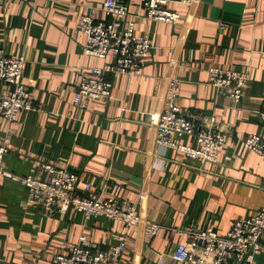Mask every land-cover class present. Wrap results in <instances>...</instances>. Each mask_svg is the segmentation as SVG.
Returning a JSON list of instances; mask_svg holds the SVG:
<instances>
[{"label":"crops","instance_id":"obj_1","mask_svg":"<svg viewBox=\"0 0 264 264\" xmlns=\"http://www.w3.org/2000/svg\"><path fill=\"white\" fill-rule=\"evenodd\" d=\"M134 33L145 36L150 52L135 74L115 73L111 98L75 105L77 78L99 59L84 51L82 15L108 20L102 0H3L0 48L25 58L22 81L32 107L14 122L0 115V144L6 171L46 178L43 162L67 167L78 176L76 189H105L132 201L141 216L160 228L149 238L142 225L126 230L119 264H176L171 254L193 231L225 234L235 220L264 206V158L245 148L244 138L264 139V0H169L178 23L144 16L140 0H125ZM222 24V26H221ZM246 71L239 103L208 83V68ZM179 79L177 104L188 113L217 119L227 142L216 162H200L155 142L154 118L165 106L168 81ZM8 87L0 82V96ZM182 143H194L183 135ZM123 222L86 217L74 209L46 213L27 200V189L0 176V264H52L80 236L108 247ZM263 247L251 264H264Z\"/></svg>","mask_w":264,"mask_h":264},{"label":"built area","instance_id":"obj_2","mask_svg":"<svg viewBox=\"0 0 264 264\" xmlns=\"http://www.w3.org/2000/svg\"><path fill=\"white\" fill-rule=\"evenodd\" d=\"M168 1L140 0L142 13L152 20L178 23L181 15L166 6ZM178 1L185 4L193 2ZM2 2L0 0V4ZM101 9L109 16L108 20L85 14L78 20L77 27L86 35V54L99 59L111 56V60L89 67L85 74L77 78L73 94L75 105L83 106L90 100L111 98L113 82L108 76L139 72L150 52L148 39L134 33V21L125 0H102ZM24 64L23 55L10 54L0 48V82L8 87L0 96V115L10 122L16 120L19 111L32 107L31 94L22 81ZM207 71L208 83L217 92L234 103L241 101L249 80L248 72L217 66H210ZM179 82L177 78L168 81L165 106L152 122L156 130L155 142L200 162H216L220 146L227 142V135L214 115L182 110L177 104ZM260 116L264 120V110L260 111ZM183 135L194 136V143H182L178 138ZM243 144L246 149L264 158V139L260 135L248 134ZM6 152L7 146L0 144V176L19 181L27 189L28 202L41 204L44 212L65 214L74 209L86 217L104 216L124 224V231L118 235L115 244L101 247L80 236L66 253L55 254L52 264H119L127 248L126 230L142 225L149 238L157 234L159 224L143 218L134 202L116 198L105 189H91L89 183L80 192L76 189L78 176L75 172L49 162L41 165L47 172L44 179L32 174H13L3 166ZM263 234L264 206L247 218L233 221L223 235L211 229L191 232L187 240L177 244L170 257L176 264H251L254 254L263 247Z\"/></svg>","mask_w":264,"mask_h":264},{"label":"water","instance_id":"obj_3","mask_svg":"<svg viewBox=\"0 0 264 264\" xmlns=\"http://www.w3.org/2000/svg\"><path fill=\"white\" fill-rule=\"evenodd\" d=\"M11 89H13V85H11Z\"/></svg>","mask_w":264,"mask_h":264}]
</instances>
